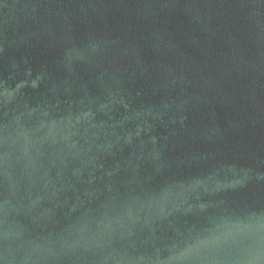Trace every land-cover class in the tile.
I'll list each match as a JSON object with an SVG mask.
<instances>
[{"label": "water", "instance_id": "obj_1", "mask_svg": "<svg viewBox=\"0 0 264 264\" xmlns=\"http://www.w3.org/2000/svg\"><path fill=\"white\" fill-rule=\"evenodd\" d=\"M0 264H264V0H0Z\"/></svg>", "mask_w": 264, "mask_h": 264}]
</instances>
